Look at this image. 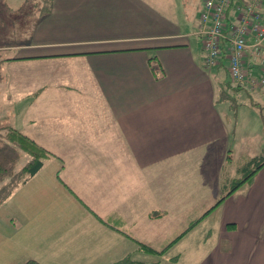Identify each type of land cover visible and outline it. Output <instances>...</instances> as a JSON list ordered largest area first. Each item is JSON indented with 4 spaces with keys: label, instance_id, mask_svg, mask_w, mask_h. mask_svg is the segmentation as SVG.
I'll list each match as a JSON object with an SVG mask.
<instances>
[{
    "label": "crops",
    "instance_id": "obj_1",
    "mask_svg": "<svg viewBox=\"0 0 264 264\" xmlns=\"http://www.w3.org/2000/svg\"><path fill=\"white\" fill-rule=\"evenodd\" d=\"M76 1L81 4L84 0ZM128 2H138L140 11L126 8ZM141 2L97 0L95 3L103 9L110 7L115 13L113 15L133 16L141 21L140 27L145 29L143 22L148 14L145 13V7L139 4ZM237 2L241 4L242 0ZM72 6L69 0H53L51 12L68 14L72 8L77 7L76 4ZM9 8L14 11L16 5H10ZM84 12L88 11L76 13ZM237 13L238 9H230L227 22H237ZM197 18L196 26L192 23L196 28L190 37L184 34L186 31H158L149 33L144 41H141L143 36L134 31L127 32L133 33L131 36L124 33L108 34L106 30L94 37L68 35L56 39L34 31L31 40L18 44L20 48L26 44L37 48L29 53L15 52L18 45L4 40L6 34L0 31V35H3L0 38V65L24 63L29 59L59 63L56 67L57 77L54 80L46 79L56 84L40 86L36 90L37 94L47 95L50 90H57L60 101L65 102L67 97L70 101L71 92L77 89L73 85H77L79 89L85 87L86 96H89V90L92 98L105 97L104 105L88 107L91 110L89 118L81 116L84 112L87 114L88 109L69 106L68 101L67 105L55 112L33 107L36 112L29 123H37L39 117L55 116L60 135L74 141L68 145L90 144L94 147L90 150L92 154L83 151L80 156L83 163L96 162L97 147L103 151L105 139L110 144L118 141L119 145L115 157L112 156V147L106 146L107 152L99 160L104 163L103 171H90L88 164L77 171H66L62 165V174L58 170L57 173H51L44 171L45 160L44 166L29 178L34 179L33 182L35 178L40 179V194L37 198L23 201L21 208L10 218L13 220L14 232L10 234L8 259L14 256L15 260L10 264L22 263L30 257H37L45 264H176L179 254L171 258L166 256L165 260V247L170 245L158 244L157 235L161 225L157 230L155 228L159 223L167 224L165 217L155 213L157 207L154 208L150 203L145 207L144 199L148 197L151 200L155 195L171 191L168 178L171 164L177 162L178 156H187L186 153H193L198 147L204 149L207 156H211L215 152L210 147L218 145L221 146L220 155H227L226 143L230 141L231 130L227 125L225 110L222 107L218 109L215 103V87H222L223 97L229 94L226 92L229 86L234 85L239 91L242 87L233 82L231 77V83L227 84L219 76L221 68L226 69L229 75V59L225 53L219 65L212 70L206 68V51L202 43L198 46L194 41L197 35L201 42L198 34L200 17ZM128 24L133 22L129 21ZM111 27L108 25L106 28ZM164 38L175 40L163 42ZM226 43L229 44V41L226 40ZM249 59V56H245L248 63ZM155 65L160 69L158 75L153 68ZM251 69L255 75L261 74L259 63H253ZM252 90L259 95L264 94V86ZM51 94L54 101L56 92ZM97 119L100 120L95 121ZM74 130L75 133H72ZM79 130H83V133L76 134ZM22 131L44 146H50L39 136L31 135L30 130ZM47 132L53 136L57 130L49 127ZM128 167H133V170L116 171ZM162 167L167 171L163 179ZM263 172L264 166L252 178L258 185L252 183L248 187L243 186L245 189L236 199L230 196L225 199V207L228 208L232 202L237 215L241 206L243 214L250 213L252 217L242 219L239 215L237 218L224 216L217 247L203 253L198 264H264V210L261 206L263 202L260 201L264 188L259 187ZM86 176L90 184L81 180ZM130 185L146 191L139 198L143 200V207L138 203L128 205L125 200H119L127 198ZM172 191L175 195L174 187ZM241 194H248L251 205L246 203L247 200L241 202L244 196ZM14 196L21 198L20 193ZM220 203L217 201L211 207L214 209ZM171 205L177 208L175 199L161 204L158 209L169 211ZM81 226H86L90 232L84 233L79 229ZM142 243H148L154 250L146 251L141 247ZM162 248L165 249L163 252Z\"/></svg>",
    "mask_w": 264,
    "mask_h": 264
},
{
    "label": "rangeland",
    "instance_id": "obj_2",
    "mask_svg": "<svg viewBox=\"0 0 264 264\" xmlns=\"http://www.w3.org/2000/svg\"><path fill=\"white\" fill-rule=\"evenodd\" d=\"M96 1L84 0L80 4L79 1L69 0L70 4H73V6L76 4L77 7L72 8V12L68 14H60L57 11L55 13L53 11L50 13L46 12V7L35 3L34 0H0V8H2L1 6L9 7L10 5L13 6V4L16 5V10L9 11L6 14L10 27L7 28L6 32L8 34L5 35L4 40L11 43L15 42L17 45L25 44L28 40H31L34 31L53 39L65 38L68 35L94 37L101 35L106 30H108V34L124 33L128 36L133 35V33L127 32L134 31L143 36L141 41L148 38L149 33L158 31H176L177 33L186 31L187 33L184 34L190 37L196 28L193 26H196L198 22L197 17H200L201 22L202 4L205 3V0H142L139 4L145 7V13L148 14L145 17V23L143 22V26L145 25L144 29L140 27L141 21L136 20L133 16L113 15L115 13L110 7L109 9H103L95 3ZM126 8L130 10L138 9L140 11L138 2H128ZM86 10L88 11L87 13H76ZM14 12H16L15 25H13ZM5 13H2V15H5ZM129 21H132L133 24H128ZM108 25H112L113 27L106 28ZM135 26L139 27L135 28ZM120 30L124 31L121 32ZM198 38L199 36H194V41H196L198 46L201 43L203 46L202 37L201 42L200 39L198 41ZM174 40L175 38L162 39L163 42H172ZM36 49L30 44L23 45L21 48L18 45L15 52L29 53L32 52L31 50ZM152 52L154 53V51ZM58 65L57 61L44 59L38 61H31L29 59L24 63L16 62L9 66L0 65V168H5V171L0 172V264L15 262L14 256L8 259L9 247L11 246L10 238L12 237L10 234L12 231L14 232L13 220L10 218L21 208L20 204L23 201L28 198H37L40 194V187H42L40 179L35 178L33 182L34 179H29L31 176H26L20 172L32 156L7 139V129L9 126H15L20 130H30L31 135L39 136V139L41 138L42 141L50 143V146L46 147L50 148L55 154L47 158L44 171L46 170L51 173L64 170L63 166L66 167V171H77L82 166L85 167L88 164L90 165V171H103L104 163L99 162V160L105 155V151L107 152L106 146L112 147L113 157H115V152L119 151V147H117L119 146L118 141H116V145L114 142L110 144L109 140L105 139V149L103 148V151L96 145V162L87 161L83 163L80 160L83 151H90L94 147L90 144L68 145L74 141L60 135L55 116H51V118L47 116L36 117L37 123H29V119L35 116L36 111L33 107H43L47 108L50 112H55L61 106L67 105L69 98L67 97L65 102L60 101V95L57 93V90H50L47 92V95H41L42 93L37 94L38 91L36 92L42 85L56 84V82H48L46 79L54 80L57 77L58 71H56V67ZM53 74L54 76H52ZM219 76L225 83H231L226 69L221 68ZM73 86L77 89L71 92L70 96L72 99L68 105L75 106L78 109H88L87 114L85 112L81 114L83 118L90 117L91 110L88 108L89 106L104 105V96L92 98V92L90 93L89 90V96H86L87 91L85 87L79 89L77 85ZM232 86L226 88V92L228 91L229 94H227V97H223V92H221L222 87L216 85L214 99L218 109L221 110L222 107L228 116L229 122L227 121V125L231 132L230 141L226 143L228 146L227 155L224 157L220 155L221 146L218 145L210 147L215 152L211 156H207L205 150H202L201 147H198L193 153H186L187 156H178L177 162L171 164L168 178L171 182L169 183L171 191L164 192L159 196L155 195L151 200L148 197L144 199L145 207L150 203L154 208L157 207L154 210L155 213H161L165 217L164 221L167 224L159 223L155 228L157 230L161 225L157 235L159 238L158 244L159 246L170 245L165 252V260L167 259L166 256H170L171 258V256L179 254L176 264H198L203 253L216 248L218 238L221 236V221L224 216L232 215L237 218L239 215L242 219L246 216L252 217L250 213L243 214L241 206L237 215L234 210V203H229L228 208L225 205L226 198L229 196L236 199L239 193L245 189L244 187H248L252 183L253 185H258L256 180L254 182V179L251 182L248 181L242 184L236 189L239 190L237 193L235 190L231 195L226 196V200L220 201L221 203L214 209L211 207L226 194L222 181V179L227 180V177L223 178L224 172L231 178L241 177L243 174L238 171L241 158L248 153L253 155L264 154V94L259 95V93L248 86H242L240 91L236 86ZM51 92H56L54 101ZM36 97L41 98V100H37ZM98 120L100 119L95 121ZM51 124L54 126H50ZM44 127L46 129L41 130ZM49 127L57 130L53 136L51 132H47ZM75 131L72 133H75ZM82 133L83 130H79L76 134ZM94 143L96 144V142ZM98 146H101V144ZM90 152L92 154V151ZM131 170H133V167H128L125 170L116 169L119 172ZM166 172L162 167V179L163 174ZM261 175L259 187L264 188V172ZM11 179L14 180L12 181ZM65 180L68 181L66 178ZM81 180L90 184L87 176ZM70 184L75 185L73 183ZM86 186L91 187V185ZM103 186L105 187V183ZM94 187H97V185L94 184ZM173 187L175 188V195L172 191ZM34 189L36 190L34 191ZM145 192L139 186L133 187L130 185L127 198L123 197L119 200H125L128 205L138 203L143 207V200L139 198ZM18 193H20L21 198L14 196L15 194L18 195ZM241 195H244L241 202L247 200L246 203L251 205L252 202L248 200V194ZM174 199L178 204L176 205L177 208L171 205V210L169 211L158 209L161 204L173 202ZM260 201L261 203L263 202L261 206L262 210H264V194L260 195ZM114 208L115 204L113 203ZM224 208L227 209L223 210ZM208 210L212 211L205 214ZM225 211L226 214L224 215ZM194 221L197 223L193 224ZM79 229L84 233L90 232L86 226H81ZM178 236L180 237L177 238ZM175 237L177 240L172 243L171 240Z\"/></svg>",
    "mask_w": 264,
    "mask_h": 264
},
{
    "label": "built area",
    "instance_id": "obj_3",
    "mask_svg": "<svg viewBox=\"0 0 264 264\" xmlns=\"http://www.w3.org/2000/svg\"><path fill=\"white\" fill-rule=\"evenodd\" d=\"M231 3L232 0H205L203 4L198 34L206 51L205 66L212 69L219 65L225 53L229 74L235 82L252 89L264 86V0L237 3V22L227 29V10ZM245 56L250 57L249 63ZM253 63L260 64V75L253 74Z\"/></svg>",
    "mask_w": 264,
    "mask_h": 264
},
{
    "label": "trees",
    "instance_id": "obj_4",
    "mask_svg": "<svg viewBox=\"0 0 264 264\" xmlns=\"http://www.w3.org/2000/svg\"><path fill=\"white\" fill-rule=\"evenodd\" d=\"M34 2L40 4L41 6H45L46 12H48V13L51 12L53 0H34ZM237 3H238L237 0H232L231 6L228 8L227 12L229 13L230 9L235 8V5ZM1 7L2 8H0V10H2V11H0V31H3L4 34H8L6 31H7V28L10 26L8 25L6 14L9 11H12V9H10L8 6H1ZM2 13H5V15H2ZM15 17H16V12H14V14H13V18H14L13 19V21H14L13 25L16 24ZM230 25L231 24L228 23L227 29H229ZM153 68H154L155 73L158 75V72L160 71V69L158 67H156V65L153 66ZM235 83H237V82H235ZM237 84L243 86L240 83H237ZM7 130H8L7 131V139L10 140V142L17 145L18 147H20L22 150L28 152L32 156V158L29 160V162L21 169L22 171L20 170V172L23 173L24 175H26V176L35 175L44 166L45 160L55 154V152H53L51 149L44 146L43 144L38 142L35 138H33L29 134L23 132L22 130L16 128L15 126H9ZM263 166H264V154H257V155H253V156L247 154V155L243 156L240 160V164L238 165V171H239V173L242 172L243 176L237 177V178L236 177L231 178L229 175L226 174V172H224L223 178L227 177V180L225 181L222 179V181L224 183V188L226 190V192H225L226 194H224L221 197V199L218 200V203L220 201L222 202L226 196L231 195L232 192H234L242 184L252 180L254 175ZM3 171H5V168H3V167L0 168V172H3ZM8 179H10V178H8ZM11 180L13 181L14 179H11ZM193 223H196V221ZM180 236H178L177 238H179ZM177 238L175 239V241L177 240ZM175 241H173V242H175ZM141 247H143L146 251L154 250L153 249L154 247L150 246L148 243H144V244L142 243ZM166 248H168V247H165V249ZM165 249L162 248L161 252H163ZM20 264H45V263L37 257H30Z\"/></svg>",
    "mask_w": 264,
    "mask_h": 264
}]
</instances>
